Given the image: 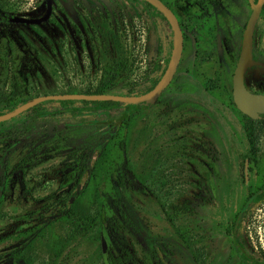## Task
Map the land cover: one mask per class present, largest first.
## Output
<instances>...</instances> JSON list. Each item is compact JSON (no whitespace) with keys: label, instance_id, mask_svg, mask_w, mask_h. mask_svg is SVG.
I'll return each instance as SVG.
<instances>
[{"label":"rangeland","instance_id":"rangeland-1","mask_svg":"<svg viewBox=\"0 0 264 264\" xmlns=\"http://www.w3.org/2000/svg\"><path fill=\"white\" fill-rule=\"evenodd\" d=\"M45 2L0 0L11 17L42 16ZM55 2L51 18L41 24H21L10 18L0 21V90L13 92L16 82H20L22 97L32 98L26 103L40 95L69 90L92 94L104 68L118 62L125 67L105 95L136 97L160 79L170 54L172 33L160 19L159 38L152 36L147 25L157 16L144 2ZM60 11L69 16L78 30L80 48L74 45ZM177 11L183 17L184 4L178 5ZM217 12L220 15L223 12L225 21L231 19L222 8H217ZM249 12L248 7L239 11V26L233 37L227 27L220 25V32L229 38L223 56L227 55L231 62H227L225 73L221 74L222 87L217 84L219 87L208 93L211 98H207L214 106L222 107L219 128H209L216 124L209 113L203 116L192 112L182 103L188 92H194L190 87L196 85L187 73L193 59L190 48H186L161 101L139 110L127 127L122 191L133 207L135 219L119 228L123 238L119 245L131 255L125 264H240L236 244L241 242L248 256L264 260V201L236 225L235 237L205 220L208 210L204 197L216 196L220 188L219 150L228 146L233 134L249 125L248 116L233 104L230 79L234 53ZM262 23L256 33L257 44L263 33ZM212 56L218 61L222 55L214 51ZM215 67L220 66L215 64ZM248 82L252 88L264 90V84H258L254 77L249 76ZM26 103L17 105L16 109ZM73 106L79 109L65 110L57 99L45 101L41 106L44 115L31 129L25 126L36 116L32 106L0 121V264L17 248L26 254L21 264H53L58 244L61 252L54 264H103L98 237L102 221L99 219L87 231H77L68 213L83 211L94 216L100 207L98 195L108 183L117 181L118 174L113 169L107 172L105 168L94 167L103 148L112 144L117 129L106 113L120 115L128 109L116 104L110 112L98 111L89 109L81 99ZM81 120L93 127L102 124L97 131L100 138L93 148L83 145L82 136L66 138L64 143L78 148L77 156L71 158L69 149L64 152L57 149L62 146L58 136L63 128L79 125ZM188 125L192 128H186ZM27 154L36 163L24 171L14 169ZM94 154L96 160L93 167H86L81 187L76 180V169ZM71 161L75 166L73 175L63 178L62 168ZM250 180L255 187L264 180V128L256 142ZM88 185L94 186L95 191L86 189ZM68 190L72 201L59 202L60 194ZM238 208L235 204L230 220ZM114 254L119 251L114 249Z\"/></svg>","mask_w":264,"mask_h":264},{"label":"trees","instance_id":"trees-1","mask_svg":"<svg viewBox=\"0 0 264 264\" xmlns=\"http://www.w3.org/2000/svg\"><path fill=\"white\" fill-rule=\"evenodd\" d=\"M7 20L8 18L3 14V6L0 3V21ZM123 67H125V65L122 62H118L104 68L99 84L92 94L105 95L108 93V91L115 85ZM152 87L153 86H150L148 89H151ZM67 92L74 93L71 90ZM31 99L32 98L30 97H22V85L20 82H16L15 90L13 92L7 93L0 90V114L5 113V111H14L17 105L26 103ZM59 101L65 108H67L74 105L75 102L79 100L63 99ZM82 102L92 106H110L111 111L113 110L111 106L122 104L121 101L112 99H83ZM42 104L43 103H38L31 107V110L35 112L36 116L27 123L25 126L27 129L34 127L36 125V120L42 118L40 117ZM130 108H132V106H128V109ZM106 114H108L106 115V118H110L111 120L120 116L119 114ZM136 115L137 113L125 119L120 128L116 129V132L112 137V144L103 148V151L96 161L94 167L95 170L105 168L107 172H111L113 169L118 174L117 181L114 184L108 183V186H106L101 194L98 195L100 207L96 214L93 216L83 211H70L68 213V216L74 221L75 230L77 231H87L96 226L99 219L102 221L98 237L102 245L104 256L103 264H125L127 260L131 258L129 251L123 249L119 245L120 242H123V238H121V235L119 234V228L120 225H126V222L128 223V221L135 219L133 207L123 194L122 186H124L125 182V168L123 161L125 157L124 145L127 138L126 127L129 126ZM250 120L253 122L252 119ZM83 121L85 120H81L79 125L67 126L60 131L59 137L62 140V146L57 149L61 152H64L65 149H69V157L71 158L77 156L78 148L64 143L66 138L82 136L84 140L83 145L92 144L93 147L97 146L100 138V134L97 131L102 124H95V127H93V125L86 124ZM262 129L263 128H243L237 134H233L228 146L223 147L220 151L222 167L221 186L216 196L204 197L206 201V209L208 210L205 220L225 233L233 235L235 233L236 225L241 223L242 219L253 207L261 201H264V180L255 187L254 181L250 180L249 182H246L244 175L245 162L247 159H249V171L250 173H253L256 142L259 138V132ZM256 130H258V132ZM91 161L92 159L85 164H82L80 169H76L75 173L77 174L76 180L78 184H80V177L83 175L86 167L91 165ZM35 163L36 160L27 154L19 160L14 166V169L24 171ZM73 163L74 161H71L70 164L65 165V168H62V170L65 171L62 174L63 178H68L73 175L75 169ZM93 187L94 186L88 185L86 189H92ZM92 190L94 192L95 188ZM70 196V191L68 190V193L60 194L58 201L67 204ZM235 204L239 205V208L234 214V217L230 220L229 216L232 213ZM243 248L244 244L242 242L236 244V249L240 253V264H264V260L248 256L246 252L243 251ZM114 249L119 251V254H114ZM60 252L61 248L58 244V248L55 249L54 256L52 257L53 264L56 262ZM25 259L26 254L24 251L17 248L3 259V264H21Z\"/></svg>","mask_w":264,"mask_h":264},{"label":"flooded vegetation","instance_id":"flooded-vegetation-1","mask_svg":"<svg viewBox=\"0 0 264 264\" xmlns=\"http://www.w3.org/2000/svg\"><path fill=\"white\" fill-rule=\"evenodd\" d=\"M124 1L126 3L130 2L131 4L138 3L139 1H142L149 8L152 9V11H153L152 14L155 13L157 16V19H151V21L148 23L147 27L155 39L159 38L158 32H159V26H160V19L164 20L168 24L172 35H171V39L169 40L170 54L166 57L165 62H164L165 66H164V70H163V74H162V76H163L168 65H169V62H170V59H171V56H172V53L174 50V46H175L176 36H175L174 29H173V25L171 24V22L169 21V19L165 16V14L163 12H161L156 6H154L153 4L148 2L147 0H124ZM162 2L165 5H167L173 11V13L175 14V16L177 17V20L179 22V26H180L182 34H183V50H182L181 58H182L184 52L186 51V48L187 49L190 48L193 51V54H192L193 59L191 61L190 68H188V70H187V73L189 74L191 79H193L195 81L194 83L196 85H195V87H190V89L194 90V92H192V91L188 92V94H186L184 96V101L182 103L184 104V106L187 107L188 110H190L192 112H199L203 116H204V114L207 115L209 113V116L211 117V119L212 120L214 119L213 121H215V123H216L215 126L212 125L209 128H219V126H220L219 123L222 121L223 114H222V110H221L222 107L219 104L214 106L211 103V101L207 99L209 97L211 98V94H208V93H212L219 86L222 87L223 76H221V74H223V71L226 68L227 62L229 61V58L227 55H225V57L223 56L226 53L225 52V49H226L225 44L227 41H229V38H227L226 36L223 35L222 32H220V25L223 27H227L228 30L230 31V34L233 37L234 34L237 33L238 26H239V24H238L239 11L241 9H245L248 7L250 12H249L248 18L244 24L241 42L238 44L237 49L234 53V66H233V70L231 72V77H230L231 84H232V100H233V104L243 114L248 116L249 125L246 128H264V111L257 110L258 116L256 118H254V117L250 116L249 114L243 112L238 107V105L236 104L235 99H234V93H233V91H234L233 78H234L235 70H236V67L238 65L240 55H241V51H242V47H243L244 33H245L246 28H247V24L249 22V19H250L251 15L254 11L253 3L257 4L259 2V0H162ZM180 4H182V5L184 4V8H185V14L183 17H180V15L177 11V6ZM2 6H3V4H2ZM44 6H45V13L39 17L21 16V15H14L11 17L7 13V11L4 9V7H3V14L6 15L8 19L10 18V20L12 22H15L12 20V18L15 16L26 17V18H42L48 13V0H46ZM55 8H56V2H55V0H53L51 13H50V16L48 17L47 20H49L51 18ZM217 8H222L224 10V13L227 15V17H230L231 19H229L228 22L225 21L223 19V12H222V14H221L222 16H221L217 12ZM146 12H147V10H146ZM59 16H60L61 20L64 22V24L66 25V27L69 31V34L72 37L74 45L77 48H80L82 46V43H80L79 39L77 38L78 30L74 29L69 16L63 11H60ZM47 20H45L43 22H46ZM43 22H41V23H43ZM260 22H263L262 24L264 27V1L262 3L260 13H259L256 25H255V30L253 33V46H252V51H251V55H250L252 63L248 66V68L245 72V76H244V83H245L246 88L250 92L256 93V94H264V90H258L256 88H252L249 85L248 78H249V76H252L255 79H257L258 84H264V28H263V33H262V37L259 41V44L256 43V33H257L258 26H259ZM16 23H21V22H16ZM41 23H36V24H41ZM21 24H31V23H21ZM214 51L216 52V54L222 55V56H220L218 61L213 60L214 57L212 56V54ZM181 58H180L179 64L181 62ZM230 62L231 61H229L228 64H230ZM179 64H178V66H179ZM215 64H218L220 67L219 68L215 67ZM178 66H177V69L175 71V74L178 70ZM224 73H225V71H224ZM175 74H174V76H175ZM211 74H213V76H211ZM162 76L160 77V79L162 78ZM174 76H173V78H174ZM224 77L228 78L225 75H224ZM173 78H172V80H173ZM160 79L152 82L151 86H153V87L151 89H153L158 84ZM172 80H171V82H172ZM171 82L162 91V93L159 96L156 103L161 101V98H162V95L164 94V91L171 85ZM217 84H219V86ZM151 89H148V87L144 88L143 90H141V93L139 95L145 94V93L149 92ZM53 94H60V93H53ZM45 95H47V94H45ZM49 100H51V99H49ZM77 100H79V99H77ZM81 100H83V99H81ZM45 101H47V100L41 101L39 103H44ZM121 102H122V105H124L127 109H128V106H132V108H130V109L137 108V112H135L137 114H138L139 110L146 109L148 106L154 105V104L145 105V103L126 105L125 103H123V101H121ZM88 105H89L88 106L89 109H94V110L104 111V112H110L111 111L110 106L99 107V106H92L90 104H88ZM135 105H140V108L136 107ZM111 107H112V109H114L115 105H113ZM64 109L65 110L71 109L72 111H76L79 108L74 107L72 105V106L67 107V108L64 107ZM130 109H128V111ZM108 110H110V111H108ZM3 114H5V113H3ZM122 114H120V116ZM41 115L42 116L44 115L43 110L40 114V117H42ZM118 118L110 120L111 122H115L117 124V129L120 128L123 121L125 119H127L128 117L123 119L121 124H118V122L116 121V119H118ZM250 119H252L253 122ZM189 120H191V119L189 118ZM204 127H201V128H204ZM186 128H192V126L188 125ZM59 136H60V133H59ZM74 137L75 136H73L72 138H74ZM61 143H62V140L60 138L59 144H61ZM214 145L217 146V144H214ZM86 146L87 147L88 146L93 147L92 144H86ZM220 151H221V149L219 150L218 162H219L220 169H221L220 177L222 178ZM92 160H93V158H92ZM247 160H249V159H247ZM91 163H92V161H91ZM245 164H246V162H245ZM248 170H249V166H248ZM249 173H250V171H249ZM244 175H245V169H244ZM83 176L84 175H82L80 177V185H81V178ZM248 182H249V180H248ZM220 186H221V182H220ZM71 200L72 199L70 196L69 202H71ZM235 234H236V229H235V233L232 236L235 237ZM243 251H244V248H243Z\"/></svg>","mask_w":264,"mask_h":264},{"label":"water","instance_id":"water-1","mask_svg":"<svg viewBox=\"0 0 264 264\" xmlns=\"http://www.w3.org/2000/svg\"><path fill=\"white\" fill-rule=\"evenodd\" d=\"M154 6H156L161 12L165 14V16L169 19L171 24L173 25V29L175 32L176 40H175V46L174 50L169 62V65L158 82V84L151 89L149 92L138 95L136 97L132 96H125V95H94V94H86V93H60V94H47V95H41L34 98L31 102L26 103L19 107L18 109H15L11 113H5L0 115V121L12 118L14 116L19 115L21 112H23L26 108H29L41 101L49 100V99H112L117 101H123L126 105L128 104H139V103H145V105L149 104H155L161 95L162 91L167 87V85L171 82L175 71L177 69V66L179 64L182 50H183V34L181 31V28L179 26V22L177 20V17L173 13V11L165 5L162 0H147ZM264 0H259L257 4L253 3L254 11L249 19V22L247 24V28L244 33V41H243V47L240 55V59L238 62V65L235 70L234 78H233V88H234V99L238 107L245 113L249 114L250 116L256 118L258 116L257 110L264 111V94H256L250 92L244 83V76L245 72L248 68V66L252 63V60L250 58L252 46H253V33L255 30V25L260 13V9L262 6ZM52 2L53 0H48V13L42 17V18H26V17H20L15 16L12 18L15 22H21V23H41L48 19L51 13L52 8ZM137 112V108L130 109L127 113H123L116 121L118 124H121L123 119L131 116ZM96 160V155L94 154L93 160L91 163V166L93 167L94 162ZM249 160H246L245 164V177L246 181L249 180ZM85 177L83 176L81 178V187L84 186ZM72 201V200H71Z\"/></svg>","mask_w":264,"mask_h":264}]
</instances>
